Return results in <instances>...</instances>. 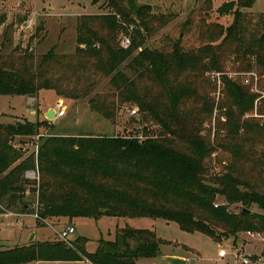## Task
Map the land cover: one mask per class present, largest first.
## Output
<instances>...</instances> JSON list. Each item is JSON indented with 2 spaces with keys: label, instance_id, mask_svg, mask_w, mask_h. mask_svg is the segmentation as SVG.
Segmentation results:
<instances>
[{
  "label": "trees",
  "instance_id": "obj_1",
  "mask_svg": "<svg viewBox=\"0 0 264 264\" xmlns=\"http://www.w3.org/2000/svg\"><path fill=\"white\" fill-rule=\"evenodd\" d=\"M91 1H103L111 10L79 16L74 53L59 54L55 48L44 54L29 49L0 52V95L35 97L41 90H53L77 100L89 97L109 78L89 98L90 109L115 122L122 106L137 105L148 124L144 137L52 135L40 137L38 156H23L12 140L39 135L47 120L0 123V214H34L32 203L25 200L28 190L39 191L37 223L52 217H148L175 221L187 232H201L218 242L233 237L236 244L244 231L264 237V124L249 114L260 94L222 76L231 112L225 135L217 134L214 143L201 133L213 99L197 90L196 83L207 69L222 67L229 46L240 56H256L264 74V32L255 34L252 28L248 38L251 22L241 10L256 0L223 3L218 13L234 19L227 27L216 23L212 41H221L188 51L180 40L168 51L142 48L145 36L138 28L131 45L121 47L117 38L123 23H133L136 16L149 30L147 23L162 17L137 0ZM3 22L1 17L0 26ZM258 25L264 29V14ZM199 97L204 114L194 119ZM260 100L264 103V97ZM257 114L264 115V104ZM152 122L161 132L149 133ZM217 146L231 156L221 174H212L209 163ZM37 165L39 188L26 178ZM233 205H241L240 210H232ZM87 242L77 235L70 244L44 241L0 248V264L87 259L92 264H138L140 258L158 257L162 246L171 243L155 230L130 226L118 227L114 239L101 237L94 252L87 250ZM262 256L264 248L250 258L255 264Z\"/></svg>",
  "mask_w": 264,
  "mask_h": 264
},
{
  "label": "rangeland",
  "instance_id": "obj_2",
  "mask_svg": "<svg viewBox=\"0 0 264 264\" xmlns=\"http://www.w3.org/2000/svg\"><path fill=\"white\" fill-rule=\"evenodd\" d=\"M230 0H137L138 5L151 6V14L161 16V20H152L147 25L150 29L134 16V22L123 23L118 32L117 41L120 37L128 36L133 40L136 29H141L145 36L142 48L171 50L176 41L185 51L197 49L200 46L213 43L218 44L221 40L213 42L214 32L218 31L217 24L225 27L233 21V16H221L217 9L223 3ZM110 8L101 1L94 4L91 0H0V18H4L0 26V52L8 54L14 50L23 52L26 49L33 50L35 54H44L51 48H55L59 54H72L77 48V21L84 14L109 13ZM247 12L250 23L248 38L251 29L256 28L255 34L264 32L258 25L260 16L264 14V0H256L252 7L241 8ZM31 18L29 28H23V23ZM257 21V22H256ZM217 23V24H216ZM38 28H42L38 31ZM264 35V33H263ZM233 46L227 49L230 51ZM140 50V49H139ZM226 51L222 59V67L207 69L204 79L196 80L197 90L213 99V110L210 116L204 118L201 133L215 141L217 134L224 136L229 122L228 112L231 108L224 92L222 76H227L234 81H240L247 85L251 91L259 95L264 93V74H260L256 56L238 55L235 52ZM208 61V59H206ZM251 63V67L248 64ZM259 79V80H258ZM109 81L106 79L101 86L89 97L71 100L59 96L53 90H42L32 104L26 95H0V123H15L17 121H36L41 109L51 105L57 108V99L63 100L66 114L56 119H47L48 125L41 126L39 137L17 136L12 140L13 145L24 151L23 156L34 154L38 156V146L42 143L40 137L46 138L52 135H98V136H128L144 137V122L137 105L125 104L117 113L116 121L92 111L89 98L100 91ZM207 82V85H206ZM254 83V84H253ZM155 89V87H153ZM160 90L157 88L155 91ZM208 93V94H207ZM200 98V97H199ZM263 99V98H262ZM259 97L255 99L254 108L249 114H254L264 124V115H256L258 109L263 106ZM194 105L197 107L194 119L201 118L205 108L204 100L198 99ZM133 110L136 113L133 114ZM134 118V119H133ZM246 118V117H245ZM41 120V119H38ZM136 120V121H135ZM149 133L155 135L162 128L152 122ZM215 143V142H214ZM263 146L262 142H259ZM230 153L223 151L217 146L210 159L212 174H221L228 164ZM26 178L36 182L39 188L41 180L38 165L35 169L27 171ZM56 184V183H55ZM39 191L35 194L27 190L26 201L32 203V209L36 213ZM222 200V199H221ZM241 205H233L232 210L238 212ZM254 210H258L254 206ZM73 225L77 229L71 235L69 241L77 235L88 238L86 248L94 252L98 247L101 237L114 239L118 227L130 226L134 228H147L155 230L157 235L170 241V245L162 246V254L158 257L140 258V264H170L164 259L172 254H183L187 259L186 264H241V258H236V249H243L245 254L261 255L264 248V240L260 237H252L247 231L240 232L238 241L234 244L233 237L215 241L210 236L201 232H187L175 221H167L162 218L148 217H115L103 216L96 220L89 217H79L74 220L69 218H48L37 223L33 213H6L0 214V248L7 249L31 242H55L62 241L58 232L66 226ZM35 235L32 237V235ZM69 241H65L69 243ZM70 244V243H69ZM186 246L189 250L184 249ZM236 248V249H235ZM221 250L228 252L227 256L220 255ZM27 264H77L71 261H34ZM84 264H92L88 259ZM257 264H264V256L260 257Z\"/></svg>",
  "mask_w": 264,
  "mask_h": 264
},
{
  "label": "built area",
  "instance_id": "obj_3",
  "mask_svg": "<svg viewBox=\"0 0 264 264\" xmlns=\"http://www.w3.org/2000/svg\"><path fill=\"white\" fill-rule=\"evenodd\" d=\"M31 21H32V19L31 18H28L23 23V28H26V29L29 28L30 27L29 25H30V22ZM119 44H120L121 47L127 48V47H129L131 45V38L128 37V36L120 37ZM258 93L261 96V97L259 96V98L262 99L264 97V93L262 91H260ZM29 99H30L29 100L30 104L33 105V103L35 101V98L34 97H30ZM55 110H56V115L55 116H57V117H61V116H64L66 114V109L64 107V103H63L62 100H59L57 102V108L55 107ZM132 112H133V114L136 113L135 110H133ZM256 115H258V114L256 113ZM37 136L39 137V135H37ZM27 173L28 172H26V174ZM35 205L37 206V208H36V213H34L33 215H34L35 218H38V212H37V210H38V203H36ZM75 232H76L75 226L69 225V226H66L65 228H63L62 230H60L58 232V235H59V237H60V239L62 241H69L71 235H73ZM248 234L251 235L252 237H260V238H262L264 240V237L262 235H260L259 233H255V232L248 231ZM220 255L222 257L227 256L228 255V252L225 251V250H221ZM234 255H235L236 258H241V264H253V261L250 258L251 255L245 254L243 252V249L242 248L236 249V252L234 253ZM255 264H257V262Z\"/></svg>",
  "mask_w": 264,
  "mask_h": 264
},
{
  "label": "crops",
  "instance_id": "obj_4",
  "mask_svg": "<svg viewBox=\"0 0 264 264\" xmlns=\"http://www.w3.org/2000/svg\"><path fill=\"white\" fill-rule=\"evenodd\" d=\"M42 91V90H41ZM40 91V92H41ZM40 92L38 93V95L40 94ZM36 97V96H35ZM29 98H30V96H29ZM61 100V99H60ZM59 101V99H57V102ZM63 101V100H62ZM51 108H55V107H53V106H51V105H48L47 107H45L44 108V106H43V108H40L41 110L39 111V112H37V111H34L33 113L34 114H36L38 117H37V119H36V121L38 120V119H41V120H46V114L50 111V109ZM57 118V116H55V119ZM36 121H33V122H36ZM26 214V213H25ZM58 219H63V218H65V217H57ZM66 218H68V217H66ZM77 218H79V217H77ZM77 218H74V219H77ZM73 219V220H74ZM77 230V229H76ZM157 233V232H156ZM34 235H35V232H34ZM80 235V234H79ZM24 245H26V244H24ZM90 252V251H89ZM172 255H174V256H180V257H182V258H185L184 256H183V254H172ZM258 255V254H257ZM140 260V259H139ZM139 260L137 261L138 262V264H140L139 263ZM37 262H39V261H37ZM71 262H75V263H77V264H84V261H71Z\"/></svg>",
  "mask_w": 264,
  "mask_h": 264
},
{
  "label": "water",
  "instance_id": "obj_5",
  "mask_svg": "<svg viewBox=\"0 0 264 264\" xmlns=\"http://www.w3.org/2000/svg\"><path fill=\"white\" fill-rule=\"evenodd\" d=\"M56 110L55 108H51L50 111L46 114L47 119L53 120L55 119ZM34 234L32 235V237ZM166 261H168L170 264H186L187 259L182 258L180 256H174L170 255L168 257H164Z\"/></svg>",
  "mask_w": 264,
  "mask_h": 264
}]
</instances>
